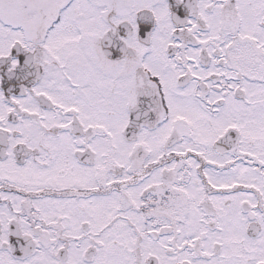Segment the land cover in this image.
I'll return each mask as SVG.
<instances>
[{
	"label": "snow or ice",
	"instance_id": "1",
	"mask_svg": "<svg viewBox=\"0 0 264 264\" xmlns=\"http://www.w3.org/2000/svg\"><path fill=\"white\" fill-rule=\"evenodd\" d=\"M0 264H264V0H0Z\"/></svg>",
	"mask_w": 264,
	"mask_h": 264
}]
</instances>
